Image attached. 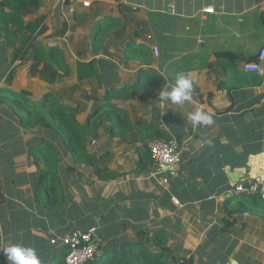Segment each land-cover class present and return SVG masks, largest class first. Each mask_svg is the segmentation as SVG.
<instances>
[{
	"label": "crops",
	"instance_id": "crops-1",
	"mask_svg": "<svg viewBox=\"0 0 264 264\" xmlns=\"http://www.w3.org/2000/svg\"><path fill=\"white\" fill-rule=\"evenodd\" d=\"M208 8L214 11L207 12ZM263 14L264 0H71L69 5L65 0H43V6L24 20L44 17L47 30L38 34L37 42L59 47L67 61L69 72L53 83L31 75L32 60L15 61L16 72L9 79L12 25L6 27L0 14V100L4 88L27 90L35 102L54 92L60 102L78 110L77 119L84 123L91 114L95 118L102 114L109 105V91L142 84L150 77L166 81L153 93L143 89L112 98L135 128L116 136L110 132L113 120L106 118L89 141V151L106 173L119 174L114 179L100 178L91 166L76 163L58 130L29 128L25 150L12 157L1 153L0 208L5 210L7 199L5 225L22 231L19 244L25 246L31 233L43 242H34L31 248L41 250L54 236L93 227L98 238L104 225L101 216L110 225L117 215L115 222L131 240L137 239L135 226L143 225L147 236L164 230L177 259L168 264L189 257L194 264H264V219L250 212L229 213L243 196L232 193L239 182L234 175L264 178V72L244 70L251 61L264 67ZM65 24V36H54ZM139 47L149 52H132ZM91 61L96 74L85 79L79 63ZM180 75L194 81L192 98L183 104L159 101V93L171 91ZM197 109L211 112L214 123L193 126L188 117ZM146 126L157 128L163 137L144 140L137 128ZM158 138L178 144L182 162L168 171H160L155 162L144 163L141 169L140 148ZM42 140L53 144L61 156L58 173L65 200L54 214L34 200L40 168L29 150ZM8 234L0 226L4 247L11 245ZM148 246L156 249L153 243ZM0 264L10 262L0 258Z\"/></svg>",
	"mask_w": 264,
	"mask_h": 264
},
{
	"label": "trees",
	"instance_id": "trees-1",
	"mask_svg": "<svg viewBox=\"0 0 264 264\" xmlns=\"http://www.w3.org/2000/svg\"><path fill=\"white\" fill-rule=\"evenodd\" d=\"M70 3L71 0H65L66 5ZM42 6L43 0H3L0 5V14L4 16L3 22L5 26L9 27L10 24L12 25V28L8 31L9 42L14 48L12 64H10L11 69L8 73L10 80L15 75L16 66L13 63L17 60H20L21 63L32 60L31 75L39 76L41 79L51 83L55 82L57 77L65 76L69 72L67 61L59 47H44L37 42L38 34H42L47 30L45 18L41 17L34 22L25 23L24 17L35 13ZM4 7H10L11 10L6 13ZM262 17L264 20V14ZM67 29L68 27L65 24L62 29L54 33V36H65ZM100 32L106 34V30L102 28ZM93 50L98 52L96 47H93ZM139 51L149 52V49L147 47H139L132 50V52ZM218 57L226 58L227 56L219 55ZM222 60L229 62L227 59L222 58ZM79 74L85 79L95 76L94 61L80 62ZM158 78L161 77H150L142 84L137 83L109 91L111 93H107L106 96L109 105L103 108L102 114L95 118V113H93L84 123L77 119L78 110L70 104L60 102L54 92L46 93L39 101L35 102L30 99L28 96L29 91L27 90L11 92L4 88L6 93L1 96V100L18 115L22 126L58 130L59 136L63 138L67 148L72 151L76 163L91 166L100 178L114 179L119 174L108 171L106 173L104 167L100 165V159L97 155L89 151V141L98 135L99 127L106 118L113 120V124L110 127L112 134L120 136L127 131H132L134 127L132 120L123 109L111 103V100L116 96H131L143 89L148 93H153L166 83L165 80ZM150 127L137 128L144 140L155 136L163 137L161 131ZM142 147L140 148L138 166L144 169L145 167H142L144 163H154V159L149 145L144 144ZM29 152L33 154L34 163L40 168L39 176L35 179L34 184V200L40 206L51 210L52 214L57 213L58 209L61 206L63 207L65 200L63 185L58 173V166L61 161L60 151L53 144L42 140L34 147H31ZM261 200L263 199L259 195H243L232 204L229 213L250 212L264 219V203ZM229 202L230 199H228L226 204ZM112 218L113 223L107 225L109 219L106 216L104 217V215L101 216V222L104 225H102L99 237L96 239L98 252L94 259L87 264H168L172 261L177 262V259L167 246L164 230H158L153 236H147L148 232L143 225L135 226L133 230L136 232L137 239L131 240L122 233L121 225L115 222L119 219L118 216L116 215ZM124 224L126 225L125 222ZM29 234L24 243L25 246L33 247V243L39 242L40 238L31 233ZM40 242L43 244L42 241ZM14 243L19 244V241L16 240ZM150 243H153L156 249H150L148 246ZM44 244L41 250H35L41 260V264H66L67 247L52 244L51 241ZM3 249L4 245L0 241V258L3 262H8ZM180 264H194V258H185Z\"/></svg>",
	"mask_w": 264,
	"mask_h": 264
},
{
	"label": "built area",
	"instance_id": "built-area-1",
	"mask_svg": "<svg viewBox=\"0 0 264 264\" xmlns=\"http://www.w3.org/2000/svg\"><path fill=\"white\" fill-rule=\"evenodd\" d=\"M2 1L0 0V5ZM89 4V2H85L86 6ZM206 11L213 12L214 9L208 8ZM153 49L157 54L158 47H154ZM260 58H264V49L260 52ZM244 70L263 74L264 67L260 62L251 61L244 64ZM149 148L154 162L160 171L172 170L182 162V152L175 142L158 138L150 143ZM232 193L248 196L259 195L264 200V178L254 177L248 178L245 181H239L234 186ZM174 201L179 203L176 198H174ZM96 230L95 227L84 231L76 230L62 236H54L50 241L52 244L67 247L66 264H87L94 259L98 252Z\"/></svg>",
	"mask_w": 264,
	"mask_h": 264
},
{
	"label": "clouds",
	"instance_id": "clouds-1",
	"mask_svg": "<svg viewBox=\"0 0 264 264\" xmlns=\"http://www.w3.org/2000/svg\"><path fill=\"white\" fill-rule=\"evenodd\" d=\"M194 81L192 78L180 75L177 77L175 85L171 91L162 90L159 93V101L164 102L170 100L173 104H183L192 98ZM188 119L193 123V126L201 124L204 126L214 123V117L211 112L205 113L197 109L190 114ZM4 255L10 264H41L36 251L31 247H25L20 244H11L3 249Z\"/></svg>",
	"mask_w": 264,
	"mask_h": 264
},
{
	"label": "rangeland",
	"instance_id": "rangeland-1",
	"mask_svg": "<svg viewBox=\"0 0 264 264\" xmlns=\"http://www.w3.org/2000/svg\"><path fill=\"white\" fill-rule=\"evenodd\" d=\"M25 67L28 66L26 65ZM1 84H4V82H2ZM30 131L31 129H29L28 127L22 126L18 119V116L0 100V159L4 158L1 153H10V156L12 157V154L15 153V151L25 150L26 136L30 134ZM38 137H40V135ZM29 143L27 142V144ZM22 157H26V154H24ZM27 159H29L28 156ZM19 160L21 163H23V158ZM24 163L27 164L26 158L24 160ZM261 202L264 203V200H261ZM3 206H6L7 209L5 208L4 211H1L0 208V226L2 227L3 231L9 233L8 234L4 232L5 236H7L8 234V238H10L11 244H15L14 241H18L19 234H21L22 231L17 229L16 225L11 224L9 225V227L5 225V222L7 221L5 220V217L8 215V208L10 206L7 199H5ZM3 236H1V238H5ZM4 241H6V239ZM256 245H258L257 242Z\"/></svg>",
	"mask_w": 264,
	"mask_h": 264
},
{
	"label": "water",
	"instance_id": "water-1",
	"mask_svg": "<svg viewBox=\"0 0 264 264\" xmlns=\"http://www.w3.org/2000/svg\"><path fill=\"white\" fill-rule=\"evenodd\" d=\"M233 176V175H232ZM234 176H238V177H236V181H245V180H247V178H245V177H243V178H240L241 176L240 175H234ZM239 179H241V180H239Z\"/></svg>",
	"mask_w": 264,
	"mask_h": 264
}]
</instances>
